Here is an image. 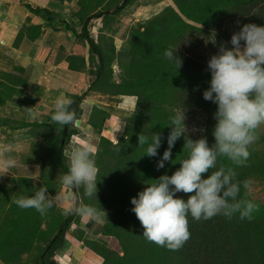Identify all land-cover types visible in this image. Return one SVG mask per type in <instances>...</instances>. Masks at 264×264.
I'll return each instance as SVG.
<instances>
[{
    "label": "trees",
    "instance_id": "1",
    "mask_svg": "<svg viewBox=\"0 0 264 264\" xmlns=\"http://www.w3.org/2000/svg\"><path fill=\"white\" fill-rule=\"evenodd\" d=\"M78 1L79 15L84 19L79 37L88 44L89 62L94 68L91 71L93 79L82 96L93 91L103 97L136 98L135 109L128 116L118 141L114 143L100 136L95 146L96 155H93L97 179H100L97 200L86 196L81 199L82 204L98 210L103 223L93 231L94 221H86L85 227L92 231L88 237L93 240L86 239L89 245L78 249V264H264V202L251 196L255 189H264V139L259 129V139L249 147L246 165L237 166L226 157L218 160V166L233 168L239 181L251 182L250 191L242 187L240 194V198L250 199L258 205L250 221L241 220L238 214L231 219L218 215L199 221L189 217L190 239L179 250L173 251L143 236L144 229L131 211L133 205L130 203V198L136 197L147 184L154 183L161 175H171L180 166L177 161L187 156L183 149L184 137H181L172 149L171 163H166L164 169L156 168L157 160L167 148L166 138L172 127L169 124L177 111L185 109L184 123L188 113H199L202 128L195 138L204 137L209 145L215 142L212 131L216 123L213 117L216 105L202 96L209 87L207 61L218 53L221 43L229 41L232 33L239 31L241 25H264V0H169L166 5V0H153L161 4L158 12L130 26L119 50H116L114 40L105 34L95 40L89 33V24L96 17L110 23L113 15L120 13L132 0ZM101 4L102 7L96 10ZM25 7L49 22L53 20V13L48 9L29 4ZM39 30L38 25L27 24L17 31L12 47H20L23 36L36 38ZM185 41L191 45L201 42L205 46L201 52L203 56L193 57L182 52L179 46ZM175 47L176 54L182 59V66L177 71L163 56L166 49ZM68 61L70 69L80 67L77 68L72 59ZM79 61L84 65L83 58ZM114 64L116 72L113 71ZM14 70L15 73L0 70V137L9 134L7 129L11 132L8 143L15 144L17 135L36 141L41 134L37 146L44 148L43 155L52 154V160L50 174L42 171L35 184L29 177L10 179L14 183L12 187L15 186L14 193L10 198L7 196L5 206L0 208V260L4 264H59L64 257L71 259L61 249L71 227L80 225L81 216L65 215L57 205L46 215H40L34 209L19 208L14 201L21 196H30L40 186L47 187L53 196L59 191L62 182L54 181L52 175L55 173L61 179L68 172L70 162L64 151L74 135V120L68 125H59L51 120L54 113L38 119L34 112L37 89L33 85L27 86L22 67L17 66ZM80 100L81 97H76L71 109ZM18 108L22 110V117L14 119L11 114ZM77 116L78 112L74 119ZM89 124L100 132L99 125ZM19 130L21 134L14 137V132ZM151 132L160 133L164 138L157 157L144 155L146 146H138V135L151 136ZM187 138L196 140L188 135ZM39 159L42 161V157ZM206 176L207 173L203 174L204 178ZM79 190L72 189L74 206L79 201ZM176 195L186 200L191 194L180 192ZM106 238L114 239L118 250L113 249ZM80 240L79 235L77 241ZM33 249L36 252L31 259L20 261Z\"/></svg>",
    "mask_w": 264,
    "mask_h": 264
},
{
    "label": "clouds",
    "instance_id": "2",
    "mask_svg": "<svg viewBox=\"0 0 264 264\" xmlns=\"http://www.w3.org/2000/svg\"><path fill=\"white\" fill-rule=\"evenodd\" d=\"M176 52L177 47L169 48L163 56L177 71L182 66V59ZM207 69L209 87L202 96L216 105L213 114L216 123L212 131L215 142L209 145L204 137L185 139V109L177 111L169 124L172 127L166 138L167 148L157 160L156 168L164 169L166 163H171L172 149L181 137H184L183 149L187 156L177 161L180 166L171 175H161L136 197L130 198L131 211L144 229L143 236L173 251L179 250L190 239L189 217L199 221L218 215L231 219L238 214L241 220L250 221L258 210L254 201L240 198L241 188L250 191L251 182L239 181L236 171L218 166V160L226 157L237 166L246 165L249 147L259 139L258 129L264 124V25H241L229 41L220 44L218 53L207 61ZM72 103L67 96L58 97L51 120L62 126L70 124L75 118ZM163 139L160 133L139 134L138 146H146L144 155L157 157ZM93 151L87 143L75 147L70 154L68 172L61 177V182L73 190L82 188L86 197L97 200L100 179H97ZM14 165L12 158L0 155V175L9 173ZM180 192L191 195L185 200L176 195ZM67 199H73L72 193L53 196L47 187L40 186L30 196H21L14 203L21 209H34L40 215H46ZM64 213L89 221L99 218L98 210L87 204L66 207Z\"/></svg>",
    "mask_w": 264,
    "mask_h": 264
},
{
    "label": "crops",
    "instance_id": "3",
    "mask_svg": "<svg viewBox=\"0 0 264 264\" xmlns=\"http://www.w3.org/2000/svg\"><path fill=\"white\" fill-rule=\"evenodd\" d=\"M146 1L132 0L130 4L122 8L120 13L113 15L110 23L102 17L92 18L89 33L95 40L99 35L105 34L114 40L116 50H119L129 27L149 16L146 12L148 11ZM168 3L165 2V5ZM25 4L48 9L53 13V20L49 22L45 17L29 12ZM102 5H99L96 10H99ZM80 11L81 6L78 0L63 2L59 0H0V48L4 53H10L12 56L15 54L25 59L13 65L5 62L8 67L2 68L1 71L15 73V67H22V74L27 78V86L33 85L37 89L34 95L36 98L34 112L39 116H36L38 119L54 113L55 101L58 97L67 96L72 101L76 97H81L77 106L82 109L89 123L100 126L101 136L105 137L102 134L110 132L105 126L110 122L114 123L113 115L106 116V113L102 111V109L109 111L104 108L108 104L102 105L98 102L99 105L92 107V104L97 102L96 96L105 97L93 91L82 96L93 79L91 71L94 68L89 62L88 44L86 40L79 37L84 23V19L79 15ZM27 24L40 27L38 36L36 38L23 36L22 45L18 48L12 47L17 31ZM81 58L84 59V65H81L79 61ZM68 59H72L77 68L79 65L80 67L76 70L70 69ZM115 66L113 65L114 72H116ZM113 105L115 106V102Z\"/></svg>",
    "mask_w": 264,
    "mask_h": 264
},
{
    "label": "rangeland",
    "instance_id": "4",
    "mask_svg": "<svg viewBox=\"0 0 264 264\" xmlns=\"http://www.w3.org/2000/svg\"><path fill=\"white\" fill-rule=\"evenodd\" d=\"M169 2V1H167ZM166 2V3H167ZM170 3V2H169ZM146 5H148V11H146L149 15L154 14L158 11L160 6H158V3H155L153 0H147L145 2ZM145 13V11L143 12ZM143 15V14H142ZM205 46H203L200 43L191 45L189 41H185L182 45L179 46V49L182 50V52L186 53L190 56H203L201 52H203L205 49ZM12 55L10 53H4L3 50L0 48V70L2 68H7L8 65L5 64V62H8L13 65V63H20L22 62L21 59L25 61L24 58L18 56V55ZM91 99H94L93 97H90ZM97 100L96 104H92V107L94 105H99L98 102H100L102 105H105L104 108L107 110L109 109V114L113 115L114 123L110 122L105 127L109 129L110 132H104L105 137H107L112 142L118 141V135L123 134L126 122L128 119V116L132 113V111L135 109V97H121L119 98H111V97H105L101 98L100 96L95 97ZM115 102V106L113 103ZM89 106V104H86ZM90 107V106H89ZM88 107V108H89ZM95 107V106H94ZM32 109V108H31ZM101 109V108H100ZM74 114H77L78 116L76 119H74V123L72 124V129H74V135L70 137V140L67 143V149L64 151V155L70 158L71 151L78 146H81L85 143L89 144L93 149V154H95V146L97 145V141L101 136L100 132H97L93 126H91L87 118H85V115L82 113V109L78 106H73L71 109ZM103 110V109H102ZM105 111V110H104ZM105 114V113H103ZM106 115V114H105ZM37 116V114H36ZM11 117L14 119H20L22 117V110L17 109L12 112ZM39 117V116H37ZM30 118V117H28ZM186 134L190 137H194L193 139H196L195 137L199 134L202 128V116L199 115L197 112H190L186 116ZM117 129V130H116ZM260 133L262 135V138L264 139V124H262L259 127ZM7 133L11 134L10 131L6 129ZM119 131V132H118ZM15 134L13 135L16 137V134H21V131H15ZM116 133V134H115ZM4 135L0 137V155H4L7 157L12 158L15 161L14 167L9 169V173H5L3 175H0V208L5 206V201H7V196L9 198L14 193V183L10 180L11 178H16L17 176H23V177H29L31 179V183L35 184V182L38 181L39 177L42 174V171H47L49 174V169L51 166V160H52V154L51 155H43V147H38L37 143L40 141L39 137H41V134L37 138V140H29V137H22V135H17V140L14 143H8V138L11 137V135ZM9 136V137H8ZM2 139V140H1ZM91 143H90V142ZM8 143V144H5ZM22 143V144H21ZM44 144V143H43ZM43 155V156H42ZM96 155V154H95ZM95 155H93L95 159ZM42 157V161L39 159ZM70 162V159H69ZM44 165V167H43ZM53 180L58 183V180L61 181L60 177L53 173L52 175ZM68 193H72V189L67 188L63 184H61V187L59 191L56 194L59 195H66ZM252 198L259 199L261 202H264V189L258 190L255 189L254 193L251 195ZM78 197L79 201L78 204L83 203V197H85L83 193V189L81 188L78 191ZM82 198V199H81ZM74 198L73 199H67L59 202L57 204L58 208L64 212V208L69 206H74ZM103 218L99 217L97 220L94 221L92 229L93 231L98 230V227H100L103 223ZM86 219L83 217H80V225H76L75 227L72 226L67 233L66 240L64 243L63 248L61 249L64 255L70 256V260L67 257L62 258L59 264H78L79 257H78V249L80 246H86L89 245L85 240L92 238L88 237L92 231H90V228L85 227ZM80 235L81 240L77 241V237ZM109 245L114 249L118 250V245L116 244V241L111 238H106ZM112 244V245H111ZM87 247V246H86ZM35 249L32 250V252L24 254L20 261H27L31 259L35 255ZM60 254V252H58ZM0 264H4L0 260ZM57 264V263H56Z\"/></svg>",
    "mask_w": 264,
    "mask_h": 264
}]
</instances>
